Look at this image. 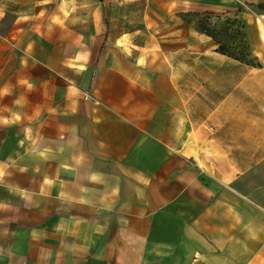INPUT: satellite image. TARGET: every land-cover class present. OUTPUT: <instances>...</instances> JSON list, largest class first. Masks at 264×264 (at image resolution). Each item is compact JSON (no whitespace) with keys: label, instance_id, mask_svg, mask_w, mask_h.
<instances>
[{"label":"crops","instance_id":"1","mask_svg":"<svg viewBox=\"0 0 264 264\" xmlns=\"http://www.w3.org/2000/svg\"><path fill=\"white\" fill-rule=\"evenodd\" d=\"M261 1L0 0V264H264Z\"/></svg>","mask_w":264,"mask_h":264},{"label":"rangeland","instance_id":"2","mask_svg":"<svg viewBox=\"0 0 264 264\" xmlns=\"http://www.w3.org/2000/svg\"><path fill=\"white\" fill-rule=\"evenodd\" d=\"M254 10L264 12V1L255 2ZM56 10V7H52ZM242 13L240 11H217L200 8L187 14V21L195 23L198 31L204 32L214 41L220 42L230 55L244 61L257 62L251 46L248 44L247 30H245Z\"/></svg>","mask_w":264,"mask_h":264},{"label":"trees","instance_id":"3","mask_svg":"<svg viewBox=\"0 0 264 264\" xmlns=\"http://www.w3.org/2000/svg\"><path fill=\"white\" fill-rule=\"evenodd\" d=\"M245 27V26H244ZM219 49L223 52V53H226V54H229L228 53V51L222 46V44H221V42H220V45H219ZM230 55V54H229ZM231 57L233 56V55H230ZM233 57H235L236 59H238L239 61H242V62H245V63H250V64H254V65H256L257 63H256V61L255 62H249V61H244V60H242L241 58H239V57H236V56H233Z\"/></svg>","mask_w":264,"mask_h":264}]
</instances>
